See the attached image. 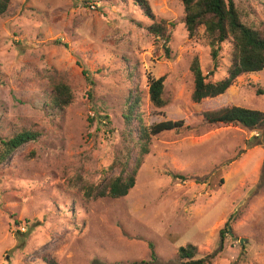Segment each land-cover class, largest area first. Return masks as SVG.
<instances>
[{
  "label": "rangeland",
  "instance_id": "1",
  "mask_svg": "<svg viewBox=\"0 0 264 264\" xmlns=\"http://www.w3.org/2000/svg\"><path fill=\"white\" fill-rule=\"evenodd\" d=\"M234 1L264 22V0ZM149 2L158 20L175 23L166 45L135 0H12L0 17V138L41 133L0 165V264H183L178 249L188 244L212 264H264V125H208L203 116L233 105L264 112V68L193 101L192 61L218 81L232 42L220 44L215 71L204 29L188 37L181 0ZM162 76L159 108L149 84ZM59 79L73 91L64 109L51 102ZM137 96L148 126L172 119L189 128L151 137L127 196L87 201L82 183L100 180L123 148V113Z\"/></svg>",
  "mask_w": 264,
  "mask_h": 264
},
{
  "label": "trees",
  "instance_id": "2",
  "mask_svg": "<svg viewBox=\"0 0 264 264\" xmlns=\"http://www.w3.org/2000/svg\"><path fill=\"white\" fill-rule=\"evenodd\" d=\"M12 0H0V17L5 14ZM184 7L183 22L192 38L203 28L208 44L211 46V56L215 62L214 70L219 66L220 44L229 40L232 42V61L227 76L212 82L203 73L197 57L191 63L194 74L192 99L200 102L205 98L217 97L226 92L236 78L246 72L260 71L264 68V22L252 21L249 13L237 6L234 0H181ZM135 5L148 17L152 23L145 28L164 45L171 40L174 22L167 19L158 20L152 10L149 0H135ZM142 26V23L140 22ZM143 27V26H142ZM169 49L166 48V51ZM212 71V70H211ZM213 73V71H212ZM165 76L151 79L149 84L150 100L154 106L165 107L164 98ZM51 102L61 109L67 107L73 100V91L64 80L52 83ZM263 89L258 92L263 93ZM126 105L123 118L126 123L123 132L124 146L113 159L107 170H103L100 180L82 183V191L87 201L101 198H123L127 196L136 184L137 173L142 165L143 157L149 153L150 140L154 135L174 130L188 129L184 120L167 119L148 126L137 107L140 98L132 97ZM205 124L242 126L249 130H258L264 125V112L258 109L242 106H226L203 113ZM40 132L35 128L24 127L6 138H0V165L22 145L36 140ZM116 170L117 173L108 176ZM229 231V223L221 231L222 236ZM151 258H156L155 246L149 243ZM197 247L188 244L178 249V260L183 264H212V257H197ZM46 264H57L54 258L45 257ZM184 261V262H183Z\"/></svg>",
  "mask_w": 264,
  "mask_h": 264
}]
</instances>
